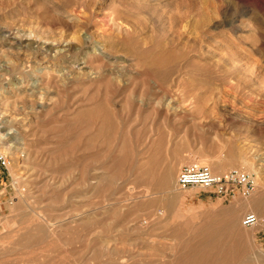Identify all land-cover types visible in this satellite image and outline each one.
<instances>
[{
  "label": "rangeland",
  "instance_id": "rangeland-1",
  "mask_svg": "<svg viewBox=\"0 0 264 264\" xmlns=\"http://www.w3.org/2000/svg\"><path fill=\"white\" fill-rule=\"evenodd\" d=\"M0 132V264H264V0H0Z\"/></svg>",
  "mask_w": 264,
  "mask_h": 264
},
{
  "label": "built area",
  "instance_id": "built-area-1",
  "mask_svg": "<svg viewBox=\"0 0 264 264\" xmlns=\"http://www.w3.org/2000/svg\"><path fill=\"white\" fill-rule=\"evenodd\" d=\"M9 162L7 155L0 149V163L7 166ZM177 184L180 187L200 186L216 195L233 198L239 193L252 194L257 182L256 176L245 170L232 169L223 174H216L207 164L191 162L181 167ZM258 221V215L253 212H248L242 219L245 226H253Z\"/></svg>",
  "mask_w": 264,
  "mask_h": 264
},
{
  "label": "bare ground",
  "instance_id": "bare-ground-1",
  "mask_svg": "<svg viewBox=\"0 0 264 264\" xmlns=\"http://www.w3.org/2000/svg\"><path fill=\"white\" fill-rule=\"evenodd\" d=\"M92 38V37H91ZM85 40H87V41H89L90 40V37L88 38V37H85ZM64 41H65V39H64ZM73 41V40H72ZM75 41H78L77 39L75 40ZM63 43V42H62ZM71 42H70V40H66L65 41V43H63V45L61 46V47H58L54 52V55L53 56H57V54H59V53H62V52H64V51H66L67 49H68V46H69V44H70ZM77 48H78V46H77ZM77 48H75V49H77ZM79 48H81V46L79 47ZM70 49V48H69ZM93 53V52H92ZM52 54V53H51ZM106 55V54H105ZM52 56V57H53ZM48 57V56H47ZM38 58V57H37ZM104 59V58H103ZM43 61V60H42ZM85 61V60H84ZM88 62V61H87ZM85 64V63H84ZM89 64V63H88ZM85 65V67H87V66H90V65ZM36 65V64H35ZM84 66V65H83ZM82 68H84V67H82ZM87 68H90V67H87ZM90 69H93L92 67L90 68ZM39 70V69H38ZM89 70V69H88ZM67 70H65V71H62V72H66ZM71 71V70H70ZM69 71V72H70ZM30 72V71H29ZM40 72H42V71H40ZM68 72V71H67ZM89 73H91V70L90 71H88ZM88 73V74H89ZM51 74V73H50ZM49 74V75H50ZM61 74V73H60ZM63 74V73H62ZM61 74V75H62ZM66 74V73H65ZM97 74V73H96ZM55 75V74H54ZM94 75V74H93ZM46 77V76H45ZM65 77V76H64ZM96 77V76H95ZM49 78V77H48ZM38 79V78H37ZM65 79V78H64ZM24 81V80H23ZM8 82V81H7ZM20 83V82H19ZM27 83V82H26ZM18 84V83H17ZM24 85H25V83H24ZM30 86V85H29ZM39 86V85H38ZM16 87V86H15ZM27 87H28V84H27ZM19 88H21V87H19ZM29 88V87H28ZM10 90V89H9ZM42 91V90H41ZM24 92V91H23ZM39 92V91H38ZM44 92V91H43ZM4 94V93H3ZM14 94V93H13ZM12 94V95H13ZM8 96V95H7ZM170 99H173V98H170ZM43 100V99H42ZM42 100H41V102H42ZM174 100V99H173ZM170 101V100H169ZM168 101V102H169ZM12 102V101H11ZM6 103V102H5ZM171 102H169V104H170ZM173 103V102H172ZM8 104V103H7ZM167 104V103H166ZM171 105V104H170ZM178 107V106H177ZM175 108H176V106H175ZM6 139V137H5V134L4 133H1L0 132V140H5ZM1 144H5V143H1ZM93 180V179H92ZM169 180L170 181H174V177H173V175H170V177H169ZM259 225V224H258Z\"/></svg>",
  "mask_w": 264,
  "mask_h": 264
}]
</instances>
